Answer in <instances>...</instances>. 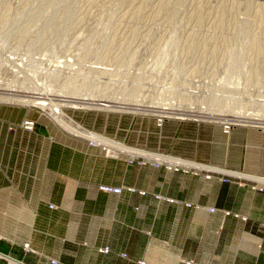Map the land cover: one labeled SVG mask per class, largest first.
Listing matches in <instances>:
<instances>
[{
	"label": "rangeland",
	"instance_id": "1",
	"mask_svg": "<svg viewBox=\"0 0 264 264\" xmlns=\"http://www.w3.org/2000/svg\"><path fill=\"white\" fill-rule=\"evenodd\" d=\"M0 99L11 117L26 114L17 125L0 122V133L25 137L82 139L51 118L52 106L63 101L191 114L61 109L73 128L133 147L141 157L160 154L154 167L216 174L223 183L230 178L224 171L257 177L264 151V0H0ZM231 153L239 171L233 163L174 158L218 154L226 161ZM244 179L236 184L263 190Z\"/></svg>",
	"mask_w": 264,
	"mask_h": 264
},
{
	"label": "crops",
	"instance_id": "2",
	"mask_svg": "<svg viewBox=\"0 0 264 264\" xmlns=\"http://www.w3.org/2000/svg\"><path fill=\"white\" fill-rule=\"evenodd\" d=\"M9 114L0 110L1 124L26 117ZM16 132L0 133V264H264V151L257 177L224 171L223 183L216 174L154 167L158 153L134 164L144 156L124 144L127 153L106 154L83 139ZM231 154L174 158L239 171ZM242 178L263 190L237 185Z\"/></svg>",
	"mask_w": 264,
	"mask_h": 264
},
{
	"label": "bare ground",
	"instance_id": "3",
	"mask_svg": "<svg viewBox=\"0 0 264 264\" xmlns=\"http://www.w3.org/2000/svg\"><path fill=\"white\" fill-rule=\"evenodd\" d=\"M97 91V90H96ZM99 91V90H98ZM105 91V90H103ZM103 91H101V94H103ZM100 92H98L99 94ZM105 94V92H104ZM25 97V96H24ZM100 97V95H99ZM102 97V96H101ZM23 99V98H22ZM32 99V98H31ZM83 99V98H82ZM1 100V99H0ZM2 101L6 102L8 101V99H2ZM17 101V100H16ZM50 101V100H49ZM78 101V100H77ZM67 102V101H61L63 104H58L57 106L53 107L52 106V110H50V115H51V118L57 122L59 124V126L62 128L63 131H65L66 133L68 134H71L73 136H79L81 137L82 139L84 140H89V141H92L94 144H92L94 147H99L101 149H105L107 152H111V151H116V152H120V153H125L127 151V149L125 147H122L121 145H118L116 143H113L111 141H108L106 140L105 138L101 137V136H98L94 133H90V132H85V131H81L79 129H76V128H73L72 126L68 125L67 123L64 122V113L62 112V107H67V105L69 106H73L72 104H77V105H74L72 108L73 109H85V108H91V109H108V110H111V109H115V110H119V111H125V112H137V113H141V114H145V115H161V116H168V115H172L174 117H177V116H191V114H180V113H171V112H165V111H162V112H159L158 110H156L155 112L154 111H150V110H144V109H133V108H119L118 107H113L111 108L110 106L108 105H105V104H100V103H97L96 104H93V103H88L86 101L82 102V101H78V102ZM12 102L11 104H16V103H20V102H15V101H9V103ZM34 104H37V103H34ZM53 104V103H52ZM55 105V104H54ZM41 106V105H40ZM164 110V109H163ZM158 111V112H157ZM124 113V112H122ZM192 113V112H191ZM178 118V117H177ZM203 118V117H201ZM144 156V154H143ZM142 156V157H143ZM103 187H107V188H111L112 190L114 189H117L119 190V192H110V194H115V195H119L121 194L122 192V189L121 188H118V187H110V186H100L98 188L99 191H101V189ZM132 191V190H131ZM103 192V190L101 191ZM27 248V247H26ZM143 264H145L144 262H141Z\"/></svg>",
	"mask_w": 264,
	"mask_h": 264
},
{
	"label": "built area",
	"instance_id": "4",
	"mask_svg": "<svg viewBox=\"0 0 264 264\" xmlns=\"http://www.w3.org/2000/svg\"><path fill=\"white\" fill-rule=\"evenodd\" d=\"M101 190H103L104 192H112V191L119 192V190H117V189L112 190L111 188H107V187H103ZM141 264H143V263H141Z\"/></svg>",
	"mask_w": 264,
	"mask_h": 264
}]
</instances>
